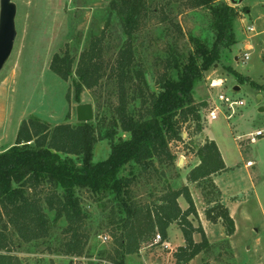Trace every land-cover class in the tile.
<instances>
[{
  "label": "rangeland",
  "instance_id": "rangeland-1",
  "mask_svg": "<svg viewBox=\"0 0 264 264\" xmlns=\"http://www.w3.org/2000/svg\"><path fill=\"white\" fill-rule=\"evenodd\" d=\"M219 1L238 11L233 24L235 44L226 48L223 43L219 44L221 58L203 72L195 85L194 96L197 103H207L202 109L206 131L220 142L230 164L229 169L217 175L216 184L234 219L235 231L227 235L221 220L220 224H216L204 218L212 248L200 253L191 264H264V136L253 143L248 140L251 132L264 130V89L258 90L247 80H238L234 73L264 84V0H242L238 3L216 0L213 3ZM12 2L16 6L17 36L12 54L0 72V153L16 142L21 121L31 116L51 126L59 123L75 125L78 122L76 106L91 103L94 108L91 121L102 110L103 115L109 118L107 107L116 104L117 97L115 91L109 97L113 85L105 77L97 88H84L77 99L73 84L75 77L64 80L51 70L50 65L55 54H63L66 50L77 61L91 38L100 35L103 30L107 36L104 57L111 64L126 40L120 18L110 6L111 0ZM147 3L149 16L143 30L135 35L134 45L137 59L147 69L150 86L156 89L155 74L162 71L170 48H176L186 60L194 50L195 38L209 46L214 43V17L207 6L187 7L178 0H147ZM161 10L168 17L166 21L162 20ZM249 27L254 30L249 31ZM247 43L252 46L250 51L245 47ZM245 52H249L247 60L244 59ZM214 78L221 79L222 85L213 87ZM221 93L229 99H240L243 104L234 106L232 112L226 104L218 101L217 96ZM99 102L103 104L102 109L98 108ZM214 102L220 109L218 117L207 119ZM133 107L137 108L138 104ZM182 134V141L170 143L177 156L176 165H163L159 173L153 172L150 179L140 176L133 186L136 200L150 202L154 196L161 194L167 184L174 187L186 184V166L194 160L195 150L204 140L202 135L194 133V128L186 129L184 126ZM118 136L127 138L128 134L119 130ZM111 147L109 139L96 143L93 161L107 159ZM180 159L182 162L178 164ZM247 161L251 162L250 166H246ZM129 169H122L119 175H128ZM197 187L192 185L191 193L197 212L200 209L205 217V211L213 206L206 199L218 200V189L208 181ZM80 195L88 214L86 230L90 236L85 251L86 260H80V263L96 264L94 259H101L98 257L113 250L110 221L118 209L111 195L99 200L85 190ZM179 200L180 205L186 207V200L183 197ZM198 218L199 214L195 219L191 216L195 226L200 224ZM65 224L64 219L54 222L49 236L44 239L26 243L15 237L14 246L22 263L72 264L70 257L63 255L59 249L65 238L62 232ZM169 234V244L157 243L155 236L142 245L138 254L127 255L126 264H174V253L178 245L184 243V238L177 223H173ZM195 234L196 240L200 241L201 234ZM104 236L108 237L106 241L102 239ZM108 263L113 264L111 261Z\"/></svg>",
  "mask_w": 264,
  "mask_h": 264
},
{
  "label": "trees",
  "instance_id": "trees-1",
  "mask_svg": "<svg viewBox=\"0 0 264 264\" xmlns=\"http://www.w3.org/2000/svg\"><path fill=\"white\" fill-rule=\"evenodd\" d=\"M178 1L187 7L211 9L215 41L209 46L195 38L194 50L186 60L176 48H170L162 71L155 74L156 89L150 86L134 45L135 35L143 30L149 16L147 0H111L126 35L111 64L104 57V30L91 38L77 61L67 50L54 55L51 70L64 80L75 77L77 99L84 88H97L105 77L113 85L109 97L115 91L117 103L107 107L110 119L102 110L94 121L75 125L51 126L36 116L21 121L16 142L0 153V264H23L14 238L26 243L44 239L60 219L66 223L59 248L62 254L86 256L90 236L80 195L84 190L98 200L111 195L118 209L110 221L113 250L98 258L126 264L125 257L138 254L156 234L161 238L158 243L166 241L173 223L179 225L184 238L174 253V264H189L212 248L201 224L195 226L191 219L197 218L198 212L188 185L174 187L169 183L150 202L136 200L133 190L140 176L150 179L163 165H176L170 143L183 140L184 126L194 128L195 134L202 133V109L207 103L196 102L195 85L221 58L219 44L224 48L235 44L233 24L238 11L233 6L221 1L214 4L216 0ZM161 12L166 21L168 17ZM228 69L234 71L231 66ZM234 73L240 81L248 79ZM249 83L264 89V84ZM102 107L99 102L98 108ZM119 130L128 137L118 136ZM104 139L111 140V153L107 159L94 162V146ZM195 155L200 162L188 172L187 182L208 181L215 186L211 176L227 168L216 141L207 138L197 146ZM126 167L130 168L128 175H119ZM180 197L186 200V209L181 208ZM205 214L211 222L221 220L227 235L234 233V219L223 203H214ZM195 233L201 234L200 241L194 239Z\"/></svg>",
  "mask_w": 264,
  "mask_h": 264
},
{
  "label": "water",
  "instance_id": "water-1",
  "mask_svg": "<svg viewBox=\"0 0 264 264\" xmlns=\"http://www.w3.org/2000/svg\"><path fill=\"white\" fill-rule=\"evenodd\" d=\"M242 0H231L233 3ZM16 6L12 0H0V72L9 60L16 36L15 27ZM238 89V87H235ZM260 110H263L261 108ZM76 118L78 122H89L94 118V108L91 103H80L76 106ZM182 159L179 160L180 164Z\"/></svg>",
  "mask_w": 264,
  "mask_h": 264
},
{
  "label": "crops",
  "instance_id": "crops-1",
  "mask_svg": "<svg viewBox=\"0 0 264 264\" xmlns=\"http://www.w3.org/2000/svg\"><path fill=\"white\" fill-rule=\"evenodd\" d=\"M254 30V29H253ZM245 47L247 48V50L248 51H250V49L252 48V46H251V44L250 43H247V44H245ZM235 57V59H238V56H234ZM245 77H247L248 79H247V81L249 82V81H254V82H256L255 80H253V79H251L249 76H245ZM216 81H219L218 80V78H214ZM256 83H258V82H256ZM259 84V83H258ZM200 135H202V139L205 141L207 138L208 139H213V140H215L216 141V143H217V145H218V147H219V150H220V152H221V154H222V157H223V159H224V162H225V164H226V166H227V168H226V170L227 169H229L230 168V164L227 162V160H226V158H225V156H224V154H223V148L221 147V145H220V142L219 141H217L213 136H211V135H209L208 133H207V131H206V123H205V126H204V129H203V131H202V133H200ZM203 141V142H204ZM202 142V143H203ZM196 157V156H195ZM194 157V160H191V161H189V163L187 164V166H186V176H187V174H188V172L193 168V167H195L200 161H199V158L198 157H196L195 158ZM247 162H249V161H247ZM247 162H246V166H250V165H247ZM226 170H224V171H226ZM221 172H223V171H221ZM221 172H219V173H216V174H213L212 176H211V180H212V182L215 184V186H216V188L218 189V193H219V196H218V200H216V199H214V200H210V198H207L206 199V202H208L210 205H212V204H214V203H216V202H221V203H223L227 208H228V206L222 201L223 200V197H222V195L223 194H221V189L219 188V185L218 184H216L217 182H216V177H217V175L218 174H220ZM186 176H185V181H186V184L185 185H188V187H189V189H190V192H191V186L192 185H195L196 187L199 185V184H201V183H188L187 182V179H186ZM198 188V187H197ZM192 194V193H191ZM193 197V196H192ZM203 200H204V198H203ZM206 202L204 201V203L206 204ZM179 203H180V200H179ZM188 205V204H187ZM187 205H186V207H182L181 205V208L182 209H186L187 208ZM228 210H229V208H228ZM203 211H204V207H203ZM229 213H230V211H229ZM198 214H199V218H198V223H200V224H202V227H203V229H204V231H205V233H206V235H207V237H208V229H207V225H206V221L204 220V218H206V216L204 217V212L202 213L201 212V210L200 209H198ZM231 215V214H230ZM232 217V216H231ZM233 218V217H232ZM207 221H208V219H207ZM194 223V222H193ZM212 223H216V224H220L221 222L218 220L217 222H212ZM194 225H196L195 223H194ZM172 226H173V224L172 225H170V227H169V229H168V239H170V234H169V232H170V229L172 228ZM196 234H194V239L196 240ZM184 240V239H183ZM209 240V239H208ZM197 241V240H196ZM210 241V240H209ZM166 242L169 244V241L168 240H166ZM211 242V241H210ZM184 244V243H183ZM183 244H181V245H183ZM178 246H180V245H178ZM198 256V255H197ZM196 256V257H197ZM195 257V258H196ZM194 258V259H195ZM194 259H192L191 261H190V264H191V262L194 260Z\"/></svg>",
  "mask_w": 264,
  "mask_h": 264
},
{
  "label": "built area",
  "instance_id": "built-area-1",
  "mask_svg": "<svg viewBox=\"0 0 264 264\" xmlns=\"http://www.w3.org/2000/svg\"><path fill=\"white\" fill-rule=\"evenodd\" d=\"M253 27H249L248 30L249 31H253ZM244 59L247 60L249 59V52H245L244 53ZM219 81H216L215 79H213L212 81V86H220L222 85L223 81L221 79H218ZM217 99L218 101L224 103L227 105V107L229 109L232 110V112H234V106H239V105H242L243 104V101L240 100V99H229L228 97H226L224 94H219L217 96ZM215 103V106L214 107H211L206 115L207 119H211V120H214L218 117V111L220 110L219 107L216 105V102ZM229 116H231V114H229ZM260 136H264V130H257V131H254V132H251L248 136V140L253 143L257 140L258 137ZM247 165H251V162H247ZM107 236H104L102 239L103 241H106L107 240ZM161 240L160 238V235L159 234H156V242L158 243L159 241ZM163 244L165 243L167 245V242L164 241L162 242ZM70 260L72 261V264H82L80 263V260H86V256H73L70 258ZM94 261L96 262V264H110L108 263L109 260L107 259H94ZM85 264V262L83 263Z\"/></svg>",
  "mask_w": 264,
  "mask_h": 264
}]
</instances>
